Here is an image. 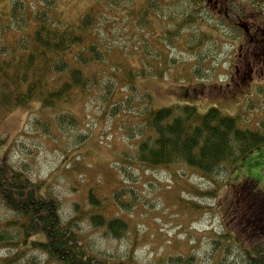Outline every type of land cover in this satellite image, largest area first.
Masks as SVG:
<instances>
[{"label": "rangeland", "instance_id": "1", "mask_svg": "<svg viewBox=\"0 0 264 264\" xmlns=\"http://www.w3.org/2000/svg\"><path fill=\"white\" fill-rule=\"evenodd\" d=\"M14 1L0 0L1 43L27 34L26 28L3 30V22L8 21ZM22 1L27 5L23 12L28 14L41 12L46 7L51 21L57 25H75L94 10L97 35L103 48L108 47L107 58L104 63L90 65L86 72L101 74L103 81L115 82L116 78L118 89H125L117 90V96L127 94L126 83L134 82L140 91L150 93L153 108L189 103L204 113L216 106L225 114L240 116L243 127H258L264 119L261 94L254 91L251 96L244 95L235 86L227 85L232 82L230 70L234 69L233 56L240 29H231L233 24L226 19L224 10L218 12L200 0H173L185 7L198 6L199 16L196 25H186L182 20L185 28H178L179 32L172 29L170 34L166 32L169 18L164 17L163 10L149 12L146 16L149 23L139 24L138 18L149 0ZM161 1L167 3V0ZM241 3L246 1L237 0L229 7L232 11L241 10ZM33 25L29 24L31 28ZM172 31L177 35L175 39ZM197 36L201 43L192 40ZM198 68L200 72L195 73L193 69ZM146 70L149 74H142ZM101 88L89 94L78 93L60 105L61 110L67 109L78 116L80 122L61 132L55 130L54 136L40 135L32 127L31 120L39 112V101L17 107L0 122V155L6 154L14 165L42 181L45 188L57 195L64 215L73 211L74 202H85L89 186L96 187L97 195L106 197L107 212L121 214L130 223L128 234L120 239L93 232L94 246L109 256H121L124 261L131 255L130 261L134 264H217L221 260L248 264L247 253L255 255L256 248L264 246L262 212L259 222L245 229L242 222L236 225L235 206H232L239 181L250 177L247 169L258 165L254 176L260 181L263 179L264 145L240 161L233 174L215 175L217 184L191 168L176 166L171 172L172 169H148L138 164L128 166L136 178L125 182L119 178L118 165L123 163V154L133 155L134 140L126 136L121 118L134 110L122 105L127 113L113 116L112 111L104 108ZM257 88L259 93L264 90L262 86ZM213 186L215 196L209 193ZM116 191L129 203L127 211L119 213L114 206ZM260 199L258 203L262 204ZM5 214L10 213L1 209L0 217ZM10 251L2 249L0 255ZM34 255L24 260V264H45L41 253L34 252ZM179 257L183 260H178Z\"/></svg>", "mask_w": 264, "mask_h": 264}, {"label": "trees", "instance_id": "2", "mask_svg": "<svg viewBox=\"0 0 264 264\" xmlns=\"http://www.w3.org/2000/svg\"><path fill=\"white\" fill-rule=\"evenodd\" d=\"M252 1L264 3V0ZM175 2L149 0L138 18L139 24L149 23L146 19L149 12L163 10L170 23L167 33L171 34L172 29L179 32L187 24L196 25L198 6L185 7ZM165 5L168 9L163 8ZM26 7L25 1L15 0L8 21L3 22L4 31L26 28L27 34L11 42H0V122L17 107L36 100L40 107L31 120L32 127L40 135L54 136L80 122L78 116L67 109L61 110L60 105L78 93L89 94L102 87L104 108L112 111L113 116L127 113L122 105L134 110L121 118L126 136L134 140L133 155L123 154V163L118 165L119 178L125 182L136 178L128 166L138 164L148 169H172L171 172L176 166L191 168L217 184L215 175L233 174L240 161L264 145L263 120L258 127H243L240 116L225 114L216 106L204 113L189 103L153 108L150 93L140 91L134 82L126 83L127 94L117 96V90L125 89H118L116 78L115 82L103 81L101 74L87 73L90 65L104 63L107 58L108 47L103 48L97 35L94 10L75 25H57L51 21L46 7L31 14L23 12ZM30 23L34 24L32 28ZM175 31L172 39L177 36ZM199 39L192 38L201 43ZM195 52L198 56V51ZM193 71L198 73L200 69ZM142 74L149 73L146 70ZM247 171L255 178L250 168ZM215 192L213 186L209 193L215 196ZM84 200V203L74 202L73 211L64 215L57 195L14 165L6 154L0 155V210L10 213L0 217V251L14 250L0 255V264H24V260L36 257L34 252L44 256L45 264H134L131 255L123 261L121 256L105 254L94 246L92 239L94 231L120 239L128 234L129 221L121 214L107 212L106 197H99L94 186L88 187ZM113 201L119 213L127 211L129 203L122 199L120 191L115 192ZM255 253H247L248 264H264V246H258ZM217 264L234 263L221 260Z\"/></svg>", "mask_w": 264, "mask_h": 264}, {"label": "flooded vegetation", "instance_id": "3", "mask_svg": "<svg viewBox=\"0 0 264 264\" xmlns=\"http://www.w3.org/2000/svg\"><path fill=\"white\" fill-rule=\"evenodd\" d=\"M245 1V4L241 3V10L235 9L234 11L229 5L237 0H200V3L210 5L218 12L224 10L226 19L233 24L231 29L233 27L240 29L237 37L239 42L235 47L237 50L233 56L234 69L230 70L232 82L227 85L235 86L244 95L251 96L256 91L257 94L262 95L261 98L264 101V90L259 93L260 88H257L258 86L264 87V3ZM245 168L243 166V169ZM256 168L257 165L254 167V164L250 167L254 175ZM235 191L237 198L232 207L235 206L236 225L242 222L245 229H250L251 223L259 222V214L262 212L260 214L263 220L261 227L264 232V176L261 181L254 177L242 178ZM259 198L262 204L258 203Z\"/></svg>", "mask_w": 264, "mask_h": 264}]
</instances>
